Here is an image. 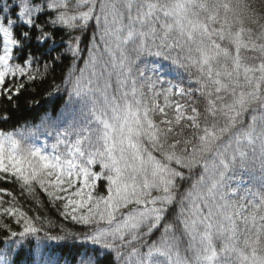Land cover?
<instances>
[{
    "label": "snow or ice",
    "instance_id": "1",
    "mask_svg": "<svg viewBox=\"0 0 264 264\" xmlns=\"http://www.w3.org/2000/svg\"><path fill=\"white\" fill-rule=\"evenodd\" d=\"M0 264H264V0H0Z\"/></svg>",
    "mask_w": 264,
    "mask_h": 264
},
{
    "label": "trees",
    "instance_id": "2",
    "mask_svg": "<svg viewBox=\"0 0 264 264\" xmlns=\"http://www.w3.org/2000/svg\"><path fill=\"white\" fill-rule=\"evenodd\" d=\"M60 74H61V69L57 68V70H56V76H57L56 82L57 83L60 82L59 81ZM44 87L47 88V85H45ZM37 99H40L41 101H43L42 97H37ZM44 106L46 107L47 105H44ZM17 116L21 120V124L18 125V128H20V129L33 128V127H35V124L38 123V120L35 119V116H36L35 111H32V112L27 111L25 106L23 105V103L21 104V108H20L19 112L17 113ZM25 121L27 122L26 124L24 123ZM4 127H7V126H4ZM33 142H35L38 146L43 145L45 142H47L49 145L48 150L51 151L50 145L52 143V140L50 137L46 136V134L43 130L38 131L36 133L35 137L33 138ZM245 180H247L246 176H245ZM40 197L42 200L45 201V205H46L45 208L41 209V211L43 212L44 215H47L50 219H52L56 223H63L69 228L72 227V225L68 221H63L62 218L59 217L56 210L54 208H52L50 204H47L46 197H44L43 193H40ZM29 204H30V202H29ZM26 206H28V205H26Z\"/></svg>",
    "mask_w": 264,
    "mask_h": 264
}]
</instances>
